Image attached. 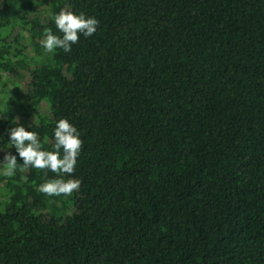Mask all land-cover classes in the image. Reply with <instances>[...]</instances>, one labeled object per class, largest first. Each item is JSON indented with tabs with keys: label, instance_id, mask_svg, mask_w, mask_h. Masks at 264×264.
<instances>
[{
	"label": "trees",
	"instance_id": "1",
	"mask_svg": "<svg viewBox=\"0 0 264 264\" xmlns=\"http://www.w3.org/2000/svg\"><path fill=\"white\" fill-rule=\"evenodd\" d=\"M62 8L96 33L25 53L27 15L60 35ZM0 114L2 151L19 123L51 150L61 117L83 140L71 196L0 176V264H264V0H2Z\"/></svg>",
	"mask_w": 264,
	"mask_h": 264
},
{
	"label": "clouds",
	"instance_id": "2",
	"mask_svg": "<svg viewBox=\"0 0 264 264\" xmlns=\"http://www.w3.org/2000/svg\"><path fill=\"white\" fill-rule=\"evenodd\" d=\"M55 28L60 35L54 34L51 28L44 29L40 44L45 52L55 53L57 49L65 53L72 50L81 37L88 38L96 33L99 20L83 12L60 9L51 14ZM52 149H46L38 139V134L26 130L18 124L7 130V141L13 151H2L0 158V176L12 177L20 167L48 170L55 174L46 178L37 186L40 193L48 197L71 196L80 187L81 180L73 175L78 157L81 155L83 140L81 132L67 117H61L52 129ZM47 176V172H45Z\"/></svg>",
	"mask_w": 264,
	"mask_h": 264
},
{
	"label": "rangeland",
	"instance_id": "3",
	"mask_svg": "<svg viewBox=\"0 0 264 264\" xmlns=\"http://www.w3.org/2000/svg\"><path fill=\"white\" fill-rule=\"evenodd\" d=\"M1 7H2V0H0V8ZM27 18H28V25L26 27L23 26V28H21V32L26 37V39L21 40V42L23 43L22 45L24 47L23 48L24 52L26 53L28 51V46H29L30 42H33L37 45V51H38L39 56H40L44 53V49L42 48V46L40 44V40L42 39V35H43L40 26L42 24V19L44 18V15L41 11H37L35 13H29L27 15ZM18 31H19V29L17 27H15L10 32L11 37H16V34ZM20 39H22V38H20ZM14 67L17 69L18 72H20L24 75V79L21 78V79H17V80H18V82L22 83V88H23L22 91L26 92L28 81L30 80V72H27V67L25 65V62H20L16 66L14 65ZM8 83L7 84L9 85V88L12 92V90L14 88L11 85V81H8ZM22 104H23V107L25 109L23 107L20 108V106H22ZM22 104H20L17 107L16 106L12 107V110L14 111L15 116L28 119V124H30L32 122V120H34L33 115H32L30 110H27V108H28L27 105L24 102H22ZM38 112L42 115H46V114H49V109L47 108V106L45 104H42L39 106Z\"/></svg>",
	"mask_w": 264,
	"mask_h": 264
}]
</instances>
